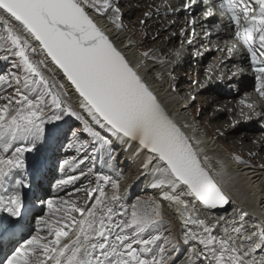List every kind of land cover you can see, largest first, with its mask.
Segmentation results:
<instances>
[{"label":"snow or ice","instance_id":"obj_1","mask_svg":"<svg viewBox=\"0 0 264 264\" xmlns=\"http://www.w3.org/2000/svg\"><path fill=\"white\" fill-rule=\"evenodd\" d=\"M237 4H243L239 12ZM221 7L241 29L236 35L251 54L257 73L256 90L264 97V0H224ZM87 8L101 15L109 10L119 12L112 0H0V49L6 53L0 55V60L18 58L13 67H22L25 73L22 81L13 74L17 85L13 96L0 95V100L6 101L0 104V188L14 170L24 166V153L32 150L15 147L11 155H6L13 142L32 138L34 143L44 135L46 122L61 119L54 111L52 117L46 116V111L57 109L82 123V131L94 142L93 152L111 148V137L100 131L106 129L117 140L135 142L138 151L150 154L145 155L141 167L152 171V187L161 189L162 199L177 206L185 223L200 229L188 233L185 244L195 242L205 249L211 246L214 264H257L254 254L257 250L264 252V227L248 235L241 224L231 230L236 236L228 229L224 238L212 235L209 225L199 218L197 204L205 209L216 208L229 202L226 194L202 163L191 139L170 118L149 85ZM240 13L244 20L242 28ZM33 42H38V46ZM257 43L258 49L254 47ZM35 56L42 58L35 60ZM48 58L74 85L82 97L80 108L90 120L61 99L66 93L54 90L57 84L42 70ZM0 82H6V78L0 76ZM75 179L69 176L60 184ZM101 179L109 181L108 177ZM111 183L116 191L110 199L118 201L119 184ZM94 193L99 195L94 197ZM87 195L88 200L94 199L93 203L86 201L78 207L73 201L70 210H62L59 218H54L55 212L61 209H54V201L49 200V215L38 221L35 234L15 247L0 264H168L171 255L166 254L164 245L172 244L174 250L175 244L168 237H163V244H159L161 235L143 238L145 231L162 219L159 204H134L130 217L113 225L105 223L106 219L111 222L116 213L108 206L104 189L97 186ZM22 206L18 192L7 197L0 195V211L10 216H20ZM70 212L78 213L79 218ZM119 215L127 216V210ZM113 228L119 231L111 239ZM129 229L130 234L126 231ZM199 255L193 246L188 264H196ZM259 264H264V257Z\"/></svg>","mask_w":264,"mask_h":264},{"label":"bare ground","instance_id":"obj_2","mask_svg":"<svg viewBox=\"0 0 264 264\" xmlns=\"http://www.w3.org/2000/svg\"><path fill=\"white\" fill-rule=\"evenodd\" d=\"M177 1L112 0L114 7L119 9L121 17L125 21V30L118 29L111 22L115 21V13L111 10L103 15L98 14L91 8L86 10L93 20L106 31L132 66L136 68L170 118L191 139L194 147L200 152L202 163L214 176L226 196L233 202L229 211H213L197 204L199 218L205 220L206 224L212 229V235L217 239L225 237V229H228L231 235L236 236L237 234L231 230L241 224L244 225V231L248 235H252L253 232H258L259 227H264V215L262 214L264 207V110L256 118L252 116L253 111L242 103V100L247 98L244 92L252 88V80L248 77L241 76L244 82L241 84V89L238 90L235 89L234 81L229 80L224 83H209L207 87L193 92L204 79V58L206 62L214 56V52L209 50L204 54L203 59H193L194 54L204 49V41L201 38L193 37L190 48L183 52V58L188 59L185 64L172 67L170 70L171 66L168 64L172 57L170 48L178 45V35L184 25L182 14L185 11L176 14L169 13ZM182 5L180 3L181 7ZM238 6L242 8L243 4H238ZM138 17L143 19L141 29L138 27ZM126 26L131 29L128 33ZM195 26L199 32L203 28L201 23H197ZM33 43L38 46L37 42ZM144 53H147V55H144ZM193 60H196L195 63ZM45 64L63 86L65 93L75 107L80 110L85 118L90 120L87 113L80 108L82 98L66 82V79L63 78L49 59L46 60ZM231 71L232 69L229 70V72ZM7 83L9 85L0 82V91L12 85L11 80ZM176 83L178 85L174 86ZM192 96L194 97L193 100L188 102ZM3 103H6V101L0 100V104ZM258 104L261 106V103L258 102ZM244 117L247 120L250 117L251 119L238 122ZM236 122L238 124H235ZM100 131H102V134L111 137L112 146H115V156H113L110 165L105 160L103 162L99 161L98 167L94 170L92 169L88 173L85 171L86 173L83 174L75 173L71 175L76 177L73 182L62 185L60 181L68 178L63 176L72 172L76 167V163H74L73 158L67 159V157L62 156L61 164L59 162L60 171L57 174V171L50 169L53 151L49 149L47 154L43 156L45 163L41 170L30 180V191L28 190V192L25 189V184L29 180V168L37 157L38 140L36 139L32 143V138L17 139L13 142L10 151H14L15 147H30L32 150L24 153V166L13 171L4 187L0 188V195L7 197L18 192L22 201L28 200L30 196L38 197L37 202H34V204L40 205L41 209H48L47 202L52 200L54 201V209H61V211L55 212L54 218H59L62 215V210H70L71 202L74 201L76 206L80 204L83 207L85 205L88 199L87 193L90 190H83L82 193H78L77 190L79 189L76 187L92 181L96 182L98 178L101 179L102 177L109 178V181L102 179L104 181L103 185H106L120 173V176L112 181L119 184L117 194L120 199L111 201L110 197L116 191L113 189L112 184L104 189L107 195L106 202L116 213L112 216L111 222L106 219L105 223L114 225L121 219L129 218L132 211L131 206L134 204L147 207L150 202H154L160 205L162 212L160 221L169 222L175 231L178 240L176 248H184V254L175 264H188V253L193 246L200 253L198 258H195L196 264H214L211 246L205 249L203 245L195 242L184 243V238L188 233L199 232L200 229L192 224L185 223V216L181 215L177 210V206L162 199L161 189L152 187L154 183L152 171L141 167L145 155L150 154L146 153L145 150L138 151L135 142L124 143L113 137L106 129ZM207 137L209 138L206 139ZM0 152H2V148H0ZM241 160L242 162H240ZM65 161L68 163L66 164ZM70 162L71 165L69 166ZM54 176H57L53 181L55 182L54 191L48 193V198L44 199L43 185ZM143 194L149 196L142 198ZM186 199L192 201L191 197ZM63 201H68V203H63ZM251 203H256V205L252 206ZM41 209L32 207L31 203L22 206L19 217V219L22 218L21 223L0 234V262L11 254V250L15 246L18 245L19 247L24 243L21 239L27 233H30V236L35 234L38 221L41 217L49 215V209L44 214H37ZM125 209L128 215H119ZM70 215L79 218L78 213L70 212ZM4 216L5 218L10 217L7 212L0 211V221ZM23 222H25L26 227ZM118 231L119 229L113 228L111 239L115 238V233ZM126 231L129 234L131 233L130 229ZM41 235H45V232H42ZM48 239H52V237H48ZM96 254H99V250ZM261 257H264V252L257 250L254 254L257 264H259ZM252 258L249 257V259Z\"/></svg>","mask_w":264,"mask_h":264},{"label":"rangeland","instance_id":"obj_3","mask_svg":"<svg viewBox=\"0 0 264 264\" xmlns=\"http://www.w3.org/2000/svg\"><path fill=\"white\" fill-rule=\"evenodd\" d=\"M139 24L138 27L139 29L142 28V22L143 19L138 17ZM115 27H117L120 30H125L124 24L125 21L121 17V12L119 11L118 13H115V22L111 21ZM129 22V21H127ZM127 27V26H126ZM127 33L131 31L129 27L126 28ZM6 53L0 49V55H5ZM18 58L9 56L7 60H0V76H3L6 78V82H1V84H8L7 82H10L11 80V86L8 87L7 89H4L0 91V95H5V96H13L15 92V88L17 87L15 83V79L13 77V74H15V77H19L21 81L23 80V76L25 75L24 70L22 67H13V61L17 60ZM35 60H39V56L33 57ZM42 70L44 71L45 75L49 78L50 81H54L57 84V89H54L55 91H60L62 93H65L63 87L59 83L58 79L55 78V75L53 72L50 70L45 65L42 66ZM9 85V84H8ZM178 85L177 83L174 84ZM6 91V92H5ZM10 94V95H9ZM50 99V98H49ZM61 99L65 101L67 104H70L72 108L78 112H80L79 109L75 107V105L72 103V101L69 99V97L66 95H62ZM57 112V114L61 115L60 120H55L52 118L49 122L45 123V133L42 135L39 139H37V144L39 145L38 148V153L36 159L32 162L29 171H28V177L29 180L27 181V184H25V189L30 191V180L32 177H34L42 168L44 165V154H47L49 149H52V160H51V166L50 169L52 171H60V165L61 164L63 157H67V159H74V163H76V167L73 169L72 172H69L65 174L63 177L67 178L75 173H84L85 171L88 173V171H92L95 168L98 167L100 162H103L104 160L107 161V163L110 165L113 160V156H115V146H111L110 149L107 150H101L98 152H93V141L92 138L89 136V134L84 133L82 131L83 125L80 121H78L74 116H70L67 114H61L59 113V110L53 109L52 111H46V116L52 117V112ZM51 130L52 134H49V131ZM75 133V135H74ZM49 146V147H48ZM13 151V150H12ZM12 151L9 150L8 155H11ZM49 155V153H48ZM63 156V157H62ZM79 161V162H78ZM83 161V163H81ZM100 161V162H99ZM71 165V162L69 163V166ZM85 172V173H86ZM56 175V174H55ZM120 176V173L118 174L117 177L113 178L112 181H115L118 177ZM57 176H54L51 178V180L48 182H45L43 185L44 187L42 188V192L44 193V199L48 198V193H52L54 191V184L55 179ZM101 180V181H100ZM107 183L106 185L104 184V181L102 179H97L96 182H90L88 184H85L83 186H78L76 187L78 193H82L83 190H92L95 189L97 186L102 187L103 189H106L109 187L112 183ZM101 183V184H100ZM103 185V186H101ZM94 197L99 195V193H94ZM146 196H149L147 194H143L142 198H145ZM38 197L30 196L28 200L22 201L23 206L30 204L32 207H35L37 209H41L40 205H35L34 202H37L36 200ZM41 201V200H40ZM94 202L93 200H88L87 203L90 205L91 203ZM33 203V204H32ZM38 203H40L38 201ZM78 207H82L80 204ZM47 208H42L37 214H44L45 211H47ZM35 212L33 213V215ZM20 216L18 217H7L5 216L2 218L0 221V234H3L5 231H7L10 227L17 226L18 223H21V219H19ZM5 218V219H4ZM24 226H25V222ZM22 223V224H23ZM21 224V225H22ZM26 227V226H25ZM27 232V231H26ZM149 235H161L162 239L161 241H158L159 244H163V237H168L173 244H175V249L173 250L172 244L164 245L165 248L167 249L166 254L171 255V259L168 260V264H175L184 254V248H176L178 244V240L176 239L175 231L172 228L171 224L169 222L165 221H160L158 220L155 224L151 226L150 229L146 230L145 233L143 234V238H148ZM28 236H30V233H27L25 237L21 239V241H25ZM15 247H18L15 246ZM135 247V245H134ZM13 250V249H12ZM11 250V251H12ZM180 252V253H179ZM6 256V254H5ZM6 258V257H5ZM3 259V261L5 260Z\"/></svg>","mask_w":264,"mask_h":264},{"label":"water","instance_id":"obj_4","mask_svg":"<svg viewBox=\"0 0 264 264\" xmlns=\"http://www.w3.org/2000/svg\"><path fill=\"white\" fill-rule=\"evenodd\" d=\"M96 22V21H95ZM100 26V25H99ZM101 27V26H100ZM102 28V27H101ZM103 29V28H102ZM104 30V29H103ZM105 31V30H104ZM106 33V32H105ZM107 34V33H106ZM109 36V35H108ZM38 43V42H37ZM50 61H51V59L50 58H48ZM52 62V61H51ZM54 65H55V63L54 62H52ZM55 68H57L58 69V71L61 73V75L63 76V78L64 79H66V82L74 89V91L79 95V93L75 90V87H74V85H72L71 84V82L67 79V77L64 75V73H63V71L61 70V69H59V67L57 66V65H55ZM82 98V97H81ZM228 201H229V199H228ZM230 202V201H229Z\"/></svg>","mask_w":264,"mask_h":264}]
</instances>
